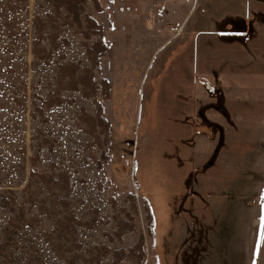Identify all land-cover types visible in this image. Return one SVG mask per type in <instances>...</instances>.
I'll return each mask as SVG.
<instances>
[{"label": "rangeland", "instance_id": "1", "mask_svg": "<svg viewBox=\"0 0 264 264\" xmlns=\"http://www.w3.org/2000/svg\"><path fill=\"white\" fill-rule=\"evenodd\" d=\"M59 5L0 0V264H261L264 0H87L92 97Z\"/></svg>", "mask_w": 264, "mask_h": 264}, {"label": "trees", "instance_id": "2", "mask_svg": "<svg viewBox=\"0 0 264 264\" xmlns=\"http://www.w3.org/2000/svg\"><path fill=\"white\" fill-rule=\"evenodd\" d=\"M58 1H60V5H63L66 8L67 13L72 16L73 22L77 24L78 27H85V29L82 30V32L85 34L86 37H89V33L86 32V29L90 31V33H94L98 35L99 37L92 44L86 45V53L90 60L91 66L85 68V73L77 77V80L78 78L81 79L82 84L87 85L88 87V92H85V95L88 97H92V94L90 92L92 91L94 93H97L100 89L96 82L95 70L100 69L102 57L109 55L110 49H111L110 42L104 39L103 26L99 24L97 19L89 14H84L85 3L87 2V0H58ZM60 5L58 6V9H60L61 7ZM72 67L74 68L73 69L74 71L77 69L76 64H72L71 67H67L66 69L67 70L72 69ZM77 80L72 79V84L74 85L75 88L79 87V84H80L78 83V86H76L77 82H79ZM103 85H104L105 91L109 92V86H108L107 80H103ZM96 102L98 103L96 123L90 117H88L87 120L88 122L92 123V125L94 126H96V124H99L102 130H104L105 132L104 142H105L106 148L103 152V157L107 161L110 158L109 147L111 146L110 144L111 143V139H110V136H111L110 129L111 128H110L109 120L107 119V116L104 110V105L102 103H99L98 101ZM99 166L102 167L101 162L99 163ZM146 206H147L146 209L148 213V218L150 221V224L148 227H149L150 232L153 234L154 217H153V213H152V210L150 209L148 202H146ZM121 225H122V229H125V231L129 230L131 226L129 222H126V221H123ZM143 243H144V236L143 234H141L139 244L136 246L135 249L131 250L130 252L131 254L130 260L132 264H142L144 262L145 255L143 253L144 252ZM136 250H139L140 253L136 254L135 252Z\"/></svg>", "mask_w": 264, "mask_h": 264}, {"label": "crops", "instance_id": "3", "mask_svg": "<svg viewBox=\"0 0 264 264\" xmlns=\"http://www.w3.org/2000/svg\"><path fill=\"white\" fill-rule=\"evenodd\" d=\"M249 25H251V27L250 28H253L254 27V25H253V23H250ZM250 31V30H249ZM260 258H261V264H264V240H263V244H262V246H261V254H260Z\"/></svg>", "mask_w": 264, "mask_h": 264}]
</instances>
